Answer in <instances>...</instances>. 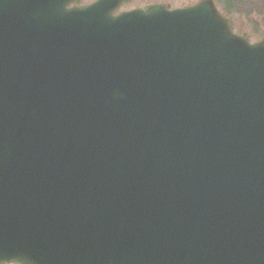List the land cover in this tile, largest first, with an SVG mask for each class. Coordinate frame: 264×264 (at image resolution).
<instances>
[{
  "label": "water",
  "instance_id": "1",
  "mask_svg": "<svg viewBox=\"0 0 264 264\" xmlns=\"http://www.w3.org/2000/svg\"><path fill=\"white\" fill-rule=\"evenodd\" d=\"M128 1L0 0V264H264V36Z\"/></svg>",
  "mask_w": 264,
  "mask_h": 264
},
{
  "label": "rangeland",
  "instance_id": "2",
  "mask_svg": "<svg viewBox=\"0 0 264 264\" xmlns=\"http://www.w3.org/2000/svg\"><path fill=\"white\" fill-rule=\"evenodd\" d=\"M90 0H82V2H87ZM149 0H132L131 5L140 4ZM170 2L172 7H184L190 4L195 3L197 0H165ZM236 2V1H235ZM238 3V1L236 2ZM130 5V6H131ZM253 5H255L253 7ZM129 6V7H130ZM245 6L246 9L243 8ZM235 10L242 11L244 13V17L238 15L231 16L234 23V29L236 32L245 31L249 35L250 41H255L260 38L257 33H264V25L260 20V14L264 13V0H256V3L253 0H242L239 4L235 5ZM236 20V21H235ZM254 26V31L256 34H251V28ZM261 35V34H260Z\"/></svg>",
  "mask_w": 264,
  "mask_h": 264
},
{
  "label": "trees",
  "instance_id": "3",
  "mask_svg": "<svg viewBox=\"0 0 264 264\" xmlns=\"http://www.w3.org/2000/svg\"><path fill=\"white\" fill-rule=\"evenodd\" d=\"M235 1H236V2L238 1V3H236ZM241 1H242V0H227V4L229 3V5H230V7H231L232 9H230L228 6H225V7H224V12H225L226 14H228V15L233 14V13H236L237 10H235V5H236V4H239ZM254 3H256V1H254ZM253 6H255V5H253ZM243 8L246 9L245 6H243ZM241 12H242V11H241ZM261 15H262V17H263V21H264V13H261Z\"/></svg>",
  "mask_w": 264,
  "mask_h": 264
},
{
  "label": "flooded vegetation",
  "instance_id": "4",
  "mask_svg": "<svg viewBox=\"0 0 264 264\" xmlns=\"http://www.w3.org/2000/svg\"><path fill=\"white\" fill-rule=\"evenodd\" d=\"M154 2H163V3H168L169 4V7H172V6H170L171 5V3L170 2H167V1H165V0H149V1H146V2H143V3H140V4H133L134 6H132L131 5V3L129 4V6L128 7H126V8H120V10L121 9H129V8H133V7H138V6H142V5H144V4H147V3H154Z\"/></svg>",
  "mask_w": 264,
  "mask_h": 264
}]
</instances>
